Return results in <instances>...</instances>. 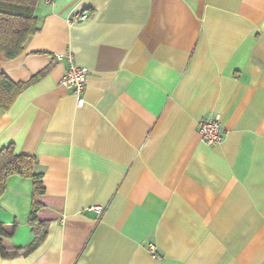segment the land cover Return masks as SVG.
<instances>
[{
    "label": "crops",
    "instance_id": "obj_1",
    "mask_svg": "<svg viewBox=\"0 0 264 264\" xmlns=\"http://www.w3.org/2000/svg\"><path fill=\"white\" fill-rule=\"evenodd\" d=\"M35 14L0 68L49 69L0 109V149L36 156L49 227L0 264H264V0H37ZM70 62L89 70L82 104L61 83ZM214 116L208 145L197 121ZM32 200L31 178H7V244L31 241Z\"/></svg>",
    "mask_w": 264,
    "mask_h": 264
},
{
    "label": "trees",
    "instance_id": "obj_2",
    "mask_svg": "<svg viewBox=\"0 0 264 264\" xmlns=\"http://www.w3.org/2000/svg\"><path fill=\"white\" fill-rule=\"evenodd\" d=\"M37 0H0V63L3 59L13 58L23 51L25 41L38 30L35 6ZM49 66L37 72L27 81L15 82L0 68V109L7 110L19 93L34 82ZM35 155L17 153L11 143L0 149V196L6 188L7 178L11 175L29 177L32 180V204L27 224L32 239L26 245L7 244L6 239L14 235L17 220L11 224L0 223V256L4 258L27 255L35 250L46 238L49 221L39 218L42 204L35 196L44 192L42 172L36 171Z\"/></svg>",
    "mask_w": 264,
    "mask_h": 264
},
{
    "label": "built area",
    "instance_id": "obj_3",
    "mask_svg": "<svg viewBox=\"0 0 264 264\" xmlns=\"http://www.w3.org/2000/svg\"><path fill=\"white\" fill-rule=\"evenodd\" d=\"M88 17L87 12L85 11H76L69 18L67 22L75 23L85 20ZM58 57H61L62 54H58ZM69 60L71 54L67 53L65 55ZM89 70L84 66H78L74 63H69L61 83L65 86L71 87L73 92L77 95L78 103H83V93L87 85ZM198 131L201 135V139L208 145L217 144L222 141L223 133L222 127L218 116L214 117H201L197 121ZM96 210H100L99 207H96ZM150 249L153 252L154 247L150 244Z\"/></svg>",
    "mask_w": 264,
    "mask_h": 264
}]
</instances>
